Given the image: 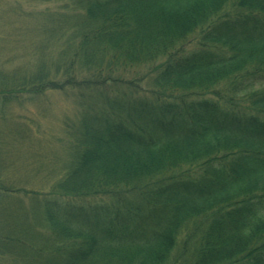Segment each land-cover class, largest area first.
Listing matches in <instances>:
<instances>
[{"label":"trees","instance_id":"16d2710c","mask_svg":"<svg viewBox=\"0 0 264 264\" xmlns=\"http://www.w3.org/2000/svg\"><path fill=\"white\" fill-rule=\"evenodd\" d=\"M55 1L40 15L71 40L53 62L0 71L3 101L71 87L103 107L32 212L28 230L49 224L64 254L53 264H264V0ZM160 58L154 89L113 77Z\"/></svg>","mask_w":264,"mask_h":264},{"label":"rangeland","instance_id":"374dc122","mask_svg":"<svg viewBox=\"0 0 264 264\" xmlns=\"http://www.w3.org/2000/svg\"><path fill=\"white\" fill-rule=\"evenodd\" d=\"M62 6L55 0H0V71L12 73L20 65H40L48 58L53 62L62 45L60 39H70L75 28L68 24L63 36L53 35L64 26L40 14L63 11ZM36 40L38 46L45 43L51 47L46 50L43 44L37 50L31 44ZM196 45L192 41L187 48ZM162 60L121 68L113 77H143L140 94L154 89L148 76ZM120 87L107 89L110 94L128 91ZM27 93L16 91V99L10 102L3 101L5 95L0 96V184L17 190L11 201L0 200V264H53L63 259L64 254L56 252L55 233L49 224L38 230H28V226L34 224L33 210L55 200L53 186L71 170L76 153L74 133L81 129L84 112L89 115L90 111L103 110L89 97L81 103L79 88L44 91L33 98Z\"/></svg>","mask_w":264,"mask_h":264}]
</instances>
